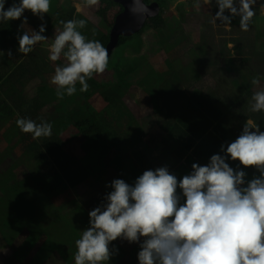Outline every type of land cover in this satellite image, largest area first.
Here are the masks:
<instances>
[{"label": "trees", "instance_id": "trees-1", "mask_svg": "<svg viewBox=\"0 0 264 264\" xmlns=\"http://www.w3.org/2000/svg\"><path fill=\"white\" fill-rule=\"evenodd\" d=\"M155 1L159 4V13L148 18L137 33L121 36L109 55V66L118 77L120 91L116 95L109 94L99 88L98 81L93 77L87 81L89 90L81 93L77 83L76 93L80 92L84 101L62 113L69 123L92 114L99 116L98 121L79 132L81 142L87 140L91 149L82 156L74 154L69 143L64 142L52 128V135L45 138L33 139L31 134L24 133L18 148L21 157L14 159L12 156L7 160L13 170L24 160L33 163L34 169L36 168L29 179L14 180V173L8 178V182L0 177V185L5 189L0 190V231L9 245L24 234L15 252L18 257H23L42 238L41 246L44 250L55 249L63 264H75V241L80 238L77 226L89 224V212L104 202V197L112 191L111 182L123 179L132 185V178L137 179L146 170H154L153 163L147 158V150L139 146L143 143V132L149 143L146 145L148 150L160 151L156 155L157 160L174 169L179 180L192 171L193 163L205 166L212 155H225V152H221V145L226 149L227 144L235 141L247 118L254 120L260 131H264V112L249 111L254 92L260 91V87L264 90V31L259 36L253 25H250L247 32L241 31L234 23L235 18L232 20L231 30L221 25L219 20L216 24L220 26L215 29L210 25L212 16L205 15L204 39L199 49L204 56L198 58L196 64L202 76L197 87L173 88L171 80L152 73L146 74L140 82L133 83L132 77L142 63L139 56L142 34L148 29L159 30L166 25L167 13H170L174 21L185 17L183 1ZM19 2L20 0H6L5 10ZM78 2L81 3L82 0H50V10L43 21L30 10H25L18 20L0 21V103L2 111L6 113L0 120L4 123L14 124L18 118H30L37 123L43 121L41 113L44 102L41 95L54 86L50 81L55 68L48 60V47L36 46L27 56L17 53L18 36L25 31L21 28L24 18H27V23L36 31L44 23V35L50 28L51 21L62 31L61 21L76 20L75 4ZM262 3L264 0H258L254 6L255 16ZM173 5L174 10L171 11ZM218 10L217 8L216 12ZM116 13H110V23L114 22ZM225 15H229L227 10ZM106 35L109 38V30ZM218 40L221 53L214 47ZM228 43L236 46L237 56L233 59L224 58L229 50ZM9 51L11 56L8 55ZM232 63L234 65L231 68L223 65ZM217 72L222 73L219 84L212 82ZM173 73L178 79V70H173ZM249 75L258 76L260 84L252 85ZM133 84L148 93L156 103V109H122V95ZM101 119L105 122H100ZM123 120H126L125 129L121 127ZM155 123L157 130L151 128ZM148 154L153 155L151 151ZM226 162L234 170L245 171L246 181L260 175L254 167L244 168L239 161L227 158ZM124 170L128 171L130 177ZM51 180L53 184L49 185ZM98 180H102L104 187L97 190ZM177 191L179 194L180 190ZM63 192L68 194L59 199ZM65 209H70L71 212L64 213ZM30 217L35 220V224L27 228ZM64 222L70 226L69 231L52 247L51 234ZM123 241L117 239L111 242L110 250L116 254L124 247ZM130 250L126 256L130 260L126 264L131 261L137 264L135 260L140 249L135 247ZM37 263L38 260L33 256L29 264Z\"/></svg>", "mask_w": 264, "mask_h": 264}, {"label": "clouds", "instance_id": "clouds-1", "mask_svg": "<svg viewBox=\"0 0 264 264\" xmlns=\"http://www.w3.org/2000/svg\"><path fill=\"white\" fill-rule=\"evenodd\" d=\"M5 2L0 0V21L18 20L25 10L43 21L50 10V0H20L7 10ZM203 3L210 7L213 0ZM257 3L258 0H215L219 10L213 23L219 20L231 30L233 18L239 17V28L247 32ZM98 4L99 0H82L76 9L80 12L83 7ZM117 4L119 12L121 5ZM226 10L229 15H225ZM131 12L143 17L150 9L141 0H133ZM26 24L25 17L21 28ZM61 24L63 30L48 47L50 61L64 60L57 64L50 81L56 86L59 100L76 94L77 83L81 93L87 92V81L94 74H103L109 66L104 45L87 39L78 30L86 27L84 19ZM45 31L44 23L38 31H24L18 36L17 53H32L49 39ZM8 55H12L11 51ZM251 83L258 86L260 78L253 77ZM251 100L250 112H264V90L254 92ZM16 125L33 139L52 135L53 126L46 121L18 118ZM221 152L226 154L212 155L205 166L193 163L192 171L179 180L166 166L144 171L134 185L123 179L113 180L112 191L89 212V226L75 241V264H109L114 255L109 245L117 239L139 243V264H264V131L247 118L241 134L226 149L222 144ZM227 158L239 161L244 168L254 167L260 175L246 181V172L234 170Z\"/></svg>", "mask_w": 264, "mask_h": 264}, {"label": "rangeland", "instance_id": "rangeland-1", "mask_svg": "<svg viewBox=\"0 0 264 264\" xmlns=\"http://www.w3.org/2000/svg\"><path fill=\"white\" fill-rule=\"evenodd\" d=\"M178 1L184 2V19L174 21L170 16V13H167L166 25H164L159 30L148 29L142 34L140 38L139 49V56L141 57L142 63L132 77L134 81L133 83L140 82L141 79L148 73H152L155 76L158 74L168 81L171 80V85L173 88H177L178 86H183L184 88L197 87L201 82L200 77L202 76V73L196 68V64L198 62V58H202L204 56L200 53L199 49L200 44L204 39L203 29L204 26H206L205 15H211L213 19L218 6L215 4V0H213V4L210 7L204 5L203 0ZM77 4H82V2L76 3L75 6H77ZM118 9L119 5L117 3L108 2L107 0H99V4L94 7H83L80 12H77L76 20L84 19L86 21V27L84 29L78 30L81 31V33L85 35L87 39L99 40L105 47L109 39L106 35V32L111 28L110 23H108L111 22L109 15L112 11H116ZM173 10L174 5L171 7V11ZM234 23L239 26V17H235ZM210 25L211 27H215V29L220 26L216 23H213V20ZM251 25L254 26L258 35L262 36V31H264V8L259 9V13L257 16L253 17V22ZM59 32L60 31L56 28L54 22L51 21L50 28L45 34V36L49 39L41 42L37 46H50L55 38V35ZM238 33L240 32L238 31ZM229 45H232V47H229ZM258 46L259 45L257 44L256 48H258ZM214 47L217 49V52H222L219 40L215 43ZM227 47L229 50L228 53L224 55V58L233 59L236 57V46L234 44L228 43ZM221 56L222 54L219 55V59ZM49 62L52 63V66L55 68L57 64H63L64 60L62 58L57 62H52L50 60ZM223 65L231 68L233 67L234 63ZM176 69L178 70V79L173 73V70ZM221 77L222 73L217 72L216 78L212 82L219 84ZM249 77L250 79L253 78L252 75H249ZM94 78L98 81L99 88L106 90L109 94L116 95L120 91L118 77L110 69V66H108L103 74H94ZM260 90H263L262 87H260ZM122 96L124 101V103H122V109L135 111L144 108H157L156 103L150 99L148 93L144 90H140L136 84H133V87ZM83 97L84 96L79 92L71 97L65 96L63 100H59L56 97L55 85L50 87L48 90H45L41 95V99L44 102V107L42 108L41 113L43 116V121L51 123L53 126L52 128L61 137V139L64 142L67 141L69 143L70 150L74 154H78L80 156L85 155L91 149V146L87 140L81 142V135L79 132L89 126V124L92 122L98 121L99 116L92 114L85 119L69 123L63 118L62 113H64L68 108L83 102ZM250 103L252 102L250 101ZM2 110V104L0 103V118H4V116H6V113H4ZM100 122H105V120L101 119ZM125 123L126 120H123L121 125L123 129L126 128ZM151 128L153 130H157V124H153ZM23 136L24 133L20 131L16 123L7 124L0 120V167L6 161L5 165H2V168H0V177L4 182H8V178H10L11 175L13 176V173L14 180H25L29 179L31 174L36 172V168L34 169L33 163H28L25 160L18 164L14 170L12 166L8 165L9 162L7 160L13 157H15L14 159L18 158V148ZM142 137L145 141L139 146L143 150H147V158L153 163L154 169L164 166L168 168L164 162H154L156 155L159 154L160 151L153 149L148 150L146 145H149V143L146 140L145 132H143ZM148 151H151L153 155H149ZM150 156H152L154 161ZM168 170L170 174L175 175L174 169L168 168ZM125 172L127 173L128 171L124 170V173ZM127 174L129 175V173ZM134 179L135 178L131 179V181L133 180L132 185L135 183L136 179ZM51 184H53L52 180L49 181V185ZM3 189V185L1 184L0 190L2 191ZM49 190L50 189H48V191ZM67 194V192L61 193L59 199L65 197ZM70 212V209L64 210V213ZM34 224L35 220L30 217L26 227L30 228V226ZM88 226L89 224L86 226L78 225V234L81 235V231L85 230ZM69 228L70 226L65 222L56 227V231L52 233L50 237L52 247L57 242H60L61 238L66 233H68ZM23 238L24 234L21 237L15 239L12 245H9L4 240L0 231V263L29 264L31 258L35 256V258L38 260L37 264H63L60 254L55 249L50 248L44 250L42 248V238L39 239L32 249H30L23 257H18L15 252L20 246ZM142 242L143 238H141L140 243ZM122 243H124V247H122L111 257L109 264H126L127 261L130 260V257H126L128 252L131 251L130 249L135 247L140 249L139 243L130 244L126 240H124ZM135 261L137 264H139L138 255ZM132 262L133 261H131V263Z\"/></svg>", "mask_w": 264, "mask_h": 264}, {"label": "water", "instance_id": "water-1", "mask_svg": "<svg viewBox=\"0 0 264 264\" xmlns=\"http://www.w3.org/2000/svg\"><path fill=\"white\" fill-rule=\"evenodd\" d=\"M122 6V11H119L115 16V20L109 31V40L105 46L110 55L112 50L117 46L119 38L121 36H131L140 31L148 18L156 16L160 7L157 1L152 0L147 3L146 0H141V3L145 4L150 13L139 17L131 12L133 6V0H113Z\"/></svg>", "mask_w": 264, "mask_h": 264}, {"label": "crops", "instance_id": "crops-1", "mask_svg": "<svg viewBox=\"0 0 264 264\" xmlns=\"http://www.w3.org/2000/svg\"><path fill=\"white\" fill-rule=\"evenodd\" d=\"M31 27V28H30ZM24 29H25V31H27V30H29V29H31V30H34L33 28H32V26H30V24L29 23H27L26 25H24V27H23ZM45 47H49V46H45ZM145 140L143 139V142H144ZM18 157H21V154L19 153L18 154ZM151 157V159H152V156H150ZM153 160V159H152ZM154 161V160H153ZM154 162H159L158 160H157V157L155 158V161ZM160 162H162V161H160ZM155 170V169H154ZM102 185V186H101ZM100 187H104V184H103V182H102V180L101 181H99L98 180V185H97V190L100 188ZM87 224H85V225H81V226H86ZM78 227V226H77ZM77 231H78V229H77Z\"/></svg>", "mask_w": 264, "mask_h": 264}, {"label": "flooded vegetation", "instance_id": "flooded-vegetation-1", "mask_svg": "<svg viewBox=\"0 0 264 264\" xmlns=\"http://www.w3.org/2000/svg\"><path fill=\"white\" fill-rule=\"evenodd\" d=\"M152 0H148V2L147 3H150ZM120 11H122V6H121V9H120ZM118 13V12H117ZM117 13H116V15H117ZM115 15V16H116ZM108 23H110V22H108Z\"/></svg>", "mask_w": 264, "mask_h": 264}, {"label": "built area", "instance_id": "built-area-1", "mask_svg": "<svg viewBox=\"0 0 264 264\" xmlns=\"http://www.w3.org/2000/svg\"><path fill=\"white\" fill-rule=\"evenodd\" d=\"M120 7V6H119Z\"/></svg>", "mask_w": 264, "mask_h": 264}]
</instances>
